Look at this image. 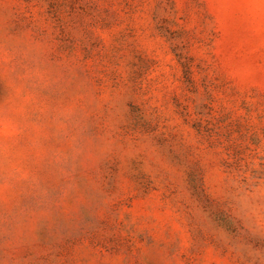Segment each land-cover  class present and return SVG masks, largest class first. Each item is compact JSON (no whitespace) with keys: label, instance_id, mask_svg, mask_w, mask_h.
<instances>
[{"label":"rangeland","instance_id":"rangeland-1","mask_svg":"<svg viewBox=\"0 0 264 264\" xmlns=\"http://www.w3.org/2000/svg\"><path fill=\"white\" fill-rule=\"evenodd\" d=\"M0 264H264V0H0Z\"/></svg>","mask_w":264,"mask_h":264}]
</instances>
